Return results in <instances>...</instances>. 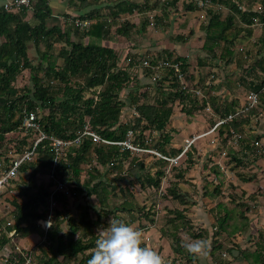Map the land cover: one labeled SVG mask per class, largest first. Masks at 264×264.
<instances>
[{"label": "trees", "instance_id": "1", "mask_svg": "<svg viewBox=\"0 0 264 264\" xmlns=\"http://www.w3.org/2000/svg\"><path fill=\"white\" fill-rule=\"evenodd\" d=\"M179 1L110 0L109 12L105 13L90 0H69L68 5L79 14L64 13L65 25L62 26L50 22L54 16L52 0H33V22L29 20L26 8L16 12L6 11L0 0V37H3L0 42V159L5 156L9 161L11 149L21 152L35 140L34 132L23 133L21 130L27 110L37 111L41 128L49 136L75 138L89 123L101 136L113 141L125 140L132 131L135 144L173 158L184 150L177 148L173 142L174 134L179 131L173 125L176 100L182 104V112L189 122L199 110L210 107L215 113L211 116V125L243 106L240 98L228 100L214 93L211 86H206L202 76L197 80L191 70L189 56L176 49H163L157 54H153L152 50L142 54L128 52L124 56L122 49L104 43L115 34L127 38L131 36L135 22L129 15L135 11L144 15L141 30H145L153 23L150 15L146 14L148 11L155 12L152 16L156 17L158 24L169 16L168 7L175 6ZM262 3L264 6V0ZM219 4L229 8L224 18L217 6ZM181 6L184 10L197 9L192 1L183 0ZM77 18L89 20L90 26L79 28L75 25ZM256 20L264 22V9L249 12L237 0H212L211 6L206 9L202 25L205 40L197 58L200 69L204 66L220 68V76L225 74L223 77L227 79L229 89L234 87V83L236 87H244L247 94L257 92L261 101L258 107L244 111L216 128L220 145L214 155H220L224 149L225 167L214 158H211V165L203 166L204 170L208 169L214 175L213 179L207 178L204 182V195L215 193L221 197L215 207L218 210L216 227L228 237L247 229L249 219L247 209H243L247 204L243 195L233 192L229 200L224 199V169L231 164V168L250 164V153L259 154L262 149L251 139L250 132L261 106L264 108V39L261 48H245L244 53L236 48L239 35L243 31L251 32L243 23L252 25ZM193 35L194 30H191L188 34L177 35L176 39L188 42ZM55 42L61 43L58 52L52 51ZM30 43L36 46L37 62L29 55ZM42 43L45 50L40 49ZM253 56L256 58L254 64L246 65V57ZM146 59L152 64L160 59L179 63L184 74L183 81L170 68L156 71L145 67L143 61ZM25 69L30 70L31 83L21 87L16 82ZM156 73L159 77L153 79ZM141 76L149 77L155 85L157 95L152 101L148 85L144 87L141 83ZM198 89L207 91V97L200 98ZM125 108H132L133 118L124 120ZM13 134L17 136L13 137ZM15 139L18 141L13 147ZM194 151L191 145L177 163H173L149 152H134L119 144L97 143L86 136L80 144L65 148L55 169V176L67 184L68 192L56 191L52 194L56 182L49 175L54 150L49 140L42 141L38 146L37 159L22 164L18 176L12 179L17 189V195L12 200L15 208L7 215L0 214V252L11 246L9 262L16 259L18 264H24L31 256V249L25 247L19 251L12 240L38 233L44 240L40 247L42 264H151L150 252L139 235H131L123 250L120 247L123 235L133 232L131 225L137 218L133 215V202L125 201L118 208H110V199L118 192H131L130 187L135 182L143 188L148 184L159 192L162 179L168 175L170 167L177 172L163 196L174 198L181 206L170 210L176 215L166 219L165 223L172 227L166 229L163 225L161 230L171 240L174 252L185 255L186 260H193V254H188V245L181 243L179 231L185 224L189 227L194 225L189 210L197 201L180 186V181L186 179V173L195 163L191 165L190 162L186 168L181 166ZM149 155L154 156L152 164H148ZM129 159L130 166L125 169ZM41 174H48V178L38 181ZM244 177L243 180L251 179ZM91 197L105 209L106 216L112 215L114 230L111 233L96 231L90 212L94 209ZM70 199H73L72 205L68 204ZM50 201L65 205L50 212ZM142 209L149 225L157 222L159 217L155 216L152 208L147 211L145 207ZM118 211L129 213L131 218L124 219ZM102 216L98 219L101 220ZM40 220H49L50 227L45 230ZM147 227L143 225L142 228ZM12 230L17 235L15 238L9 236ZM205 233V230L198 229L190 236L192 239L202 238ZM259 249L249 248L244 253L255 254L261 261L264 255ZM184 261L174 258L172 264H184Z\"/></svg>", "mask_w": 264, "mask_h": 264}, {"label": "rangeland", "instance_id": "2", "mask_svg": "<svg viewBox=\"0 0 264 264\" xmlns=\"http://www.w3.org/2000/svg\"><path fill=\"white\" fill-rule=\"evenodd\" d=\"M68 1L69 0H52V2H54V3L60 2V4L64 3V5H65L64 8H62L61 6H59V7L54 6L55 10L57 9V7L58 8L61 7L62 9L60 10V12L61 11L64 12V10L66 8V11L71 12L73 14V16H78L79 12L77 10H75V8H69L68 7V4H67ZM180 1L181 2L180 3L178 2V4L176 3L175 6L170 5L168 7L169 13H167V14L169 16L167 18L163 19V21L158 22V24H160L159 26H158V24H156V19H155L156 17L150 16L151 21L153 23L150 26H148V28L144 31L141 30V23L144 20L143 19L144 15H142V14L140 15V14L136 13L134 15L129 16L135 22V27L133 28V31H132L133 33L131 32V39H132V42H134L136 48H143V46H145L147 44H150L149 46H152V44H154L153 46H156L157 42H158V44H159V42H162V44H160V45H163V47H165V48L159 49V52L162 51L163 49L172 50L171 48H175V47L178 48V46H176L177 44H180L179 46H183L184 42L178 41L176 39V37L179 34H186L189 31V29L187 28V23L183 22V19L185 18V15H187L189 13V10L182 9L181 4H182L183 0H180ZM255 1H260V0H253V2H255ZM90 2L94 3V6H96V7L99 6V8H101V11H103L105 13L109 12L108 4H109L110 0H90ZM54 3H52V4H54ZM250 5H252V4H250ZM179 7H180V9H179ZM66 11H65V13H66ZM196 11L198 14L196 16V18L198 20H202V18L200 17L201 11L199 9ZM228 12H229V9L224 8L222 11V17L224 18L228 14ZM63 14L64 13H61L60 16L63 17L64 16ZM28 17H29V20H31L33 22L32 10L29 11ZM204 20L205 19H203L202 21L204 22ZM120 21H122V20H120ZM50 22L53 23V22H57V21L51 20ZM59 22H60V24H62V26H64L65 25V18H61ZM161 22H162V25H161ZM114 28H115V26H114ZM114 28H113V30H114ZM113 36L115 37L116 40L119 39V37L116 34ZM121 38H123V37H121ZM2 40H3V37H0V42ZM53 46L54 47H53L52 51L58 52L60 47H61V43L55 42ZM40 49L41 50L46 49L44 43H42L40 45ZM178 49H180V47ZM146 51H147V48H143L142 53H144ZM176 51H177V49H176ZM29 55L34 62H37L38 53L36 50V46L33 43L29 44ZM185 55L189 56L190 67H191V70L195 73L196 79L199 80L200 77L202 76L206 86H211V84H213L214 80H215V82H216V80H219V77L222 80L224 79V78H222V76H220V68L214 69V68H211L209 66H204V67H202V69H200V67L197 64L198 53H197L196 49L186 48V54ZM246 59H247V64H249L250 66L256 60V58L254 56L253 57H246ZM223 75H225V74H223ZM140 80H141V83L143 84L144 87H146V85H148L147 86L148 92L150 94V100L152 101L153 98L157 95L156 88L152 82V79H150L147 76H141ZM30 81H31L30 80V70L25 69L18 76V80H17L16 84L18 86L22 87L25 85H29L31 83ZM194 84H195V82H194ZM198 90H200V94H198L200 98H203L206 96L207 91H203L201 89H198ZM237 90H238L237 91L238 95L242 99L246 97L247 90H245L244 87H237ZM174 107H175L174 108L175 109V115H174L173 125L179 130L178 131L179 133L176 132L174 134L173 142L175 143V146L177 148L181 147L183 149H186L187 148L186 147L187 146V142H186L187 138H192L195 135H202L201 140H199V138L197 139L199 141V145H197V143H198L197 140L192 144V147L194 148L195 151L193 152V155H191V158L188 159L186 162H184L183 165L181 166L183 168H186L185 166H188V164L190 162L192 163L191 165H194V163H195V165L191 166V168H189L188 172L186 173V175H185L186 179L180 181V183L184 186L183 188L188 190V188H191L190 185L193 184L192 180H194V175L198 177V176H200L199 174L201 173L202 180H206L207 176L210 175L209 170L208 169L204 170V168H203V166L205 164L211 165V163L213 162L210 158L211 155L209 152V148L207 146L204 147V145L208 141L204 140L203 138L207 137L206 135L209 133V129H211L214 125L212 124V126H211V124H210L211 117L206 115V113L208 112L207 107L204 108V110H203V108L201 110H199L196 113V115L191 118L192 119L191 122L188 121L187 115L182 112V109H181L182 104H180V102L178 100H176ZM133 116H134V112H133L132 108H125L124 120H129V119L133 118ZM193 121H197L196 124H191ZM183 132H184L185 136H183L181 134ZM12 136L16 137L17 134H13ZM210 136L211 135H208V140H209ZM17 141H18V139H15L12 141L13 147H15ZM210 142H211V140H210ZM258 146L260 148H264V143H261ZM250 154L254 155L253 153H250ZM213 158H214V160L218 161L217 158H219V153H218L217 158H216V156H214ZM153 160H154V156H152V155L147 156L148 164H152ZM250 164H247V165L243 166L242 168L241 167H235V168L229 167V171L232 170L233 174H235V173L238 174L239 172H244V173L245 172H251V170L255 167L249 166ZM7 165H9V162L6 161L5 156H2V158L0 159V174L5 171V168L7 167ZM129 166H130V159L125 164V169H127ZM154 170H155V168H153L151 170V172L153 173ZM234 170H236V171H234ZM176 172H177L176 170H174V171L171 170L170 167H169V169H167L168 175H166L162 179V183H161V187H160L159 192H157L155 188H153L152 186H149L148 184H145V188H143L138 182H135L130 187V189L132 190L131 192L129 191V192H126L125 194L118 192L116 195H113L110 199V208H116V207L118 208L125 201H131V203L133 202V205L135 208V210L133 211V215L137 216V218H136L135 222L131 225V228H132L133 232L135 230H137V231L141 230L138 233V235H139V237H141L142 240H145V243H146L147 248H148L150 255H151V264H157V262L161 261V259H160L161 256H160L159 251H161L164 254L165 253L168 254L166 249L163 250L164 245L162 243V240L159 241L158 239H156V237H159V235H160L161 239L164 237L163 235L161 236V233L159 232L163 225L166 226V229L172 227L171 224L165 223L166 219L168 217L175 216L176 214L174 212H171L170 210H174L177 208V206L180 205V203L177 200H175L174 198H172L170 196H168V197L163 196L165 193V188L171 183L170 181L174 179ZM27 176L28 175L26 174L25 177H27ZM47 178H48V174H46V175L41 174V175H39L38 181L45 180ZM11 182H12V187H10L8 189L5 188L3 190V193L0 194V214H2V215L9 214L15 208L12 200L17 195V189H15V182H13V180ZM225 183H226L225 184L226 188L224 190L225 192L223 193L225 200H227V199L229 200L230 195L233 192H235L237 195L238 194L241 195V192L237 191V189H236L237 187L234 184V182H231L229 179L226 178ZM201 184H204L203 181ZM188 194L191 198H194V196H196L194 199L197 201V204H217L221 200L220 199L221 197L219 199L216 197L215 199L212 198L209 200L208 199L205 200L203 187L201 190V187L199 189L197 184L195 187V192L194 193L188 192ZM73 199H70V203H68V204L72 205ZM91 202L94 203L93 204L94 209H91L90 212H91V216L94 220L96 231L99 233L104 232L106 234H108L109 232L111 233L114 230V225L112 223L114 219L112 218V215L106 216L103 212V210H105V209L103 207H101L100 204H98L97 200L94 197H91ZM50 204H51L50 212H54L57 208H63V206L65 205L63 203H58L55 201H50ZM142 207H145L146 211L149 208H152V210H154L156 212L155 216L159 217L157 222L150 224V225H152L151 227L154 230V232L151 231L152 229L144 230L145 228H142L143 225L149 226V223H148L149 221L146 219V214L144 213V210L142 209ZM118 213L122 214L124 219L128 220L129 218H131V215L129 213H121L119 211H118ZM101 214H103V216H102V219L99 220L98 218L100 217ZM49 215H51V214H49ZM138 219H140V220H138ZM43 223H45V225H47L46 222H43ZM199 228H201L200 225H192V227H189L185 224L182 227V229H180V231H179L180 236H181V243L188 245V246H191L190 244H193L194 247H198L197 245H195V242L192 241L193 239L190 236V233L198 230ZM144 231H145V234H143ZM151 232H153V233H151ZM140 233L142 236H140ZM33 234H34V236H33V238L31 237L32 239L30 237L27 239H22V238L17 237L15 240H12V241L15 243V245H17L18 250H19V248L24 249L25 247H27L28 249H31V252H32L31 253V260L32 261L30 262V264H42V260H40L41 255H42V251H41L40 247L42 244H44V242H43L44 240L38 233H33ZM9 236L11 237L10 234H9ZM14 236L16 237L17 235L14 234L12 237L15 238ZM26 237H23V238H26ZM1 264H3V261Z\"/></svg>", "mask_w": 264, "mask_h": 264}, {"label": "crops", "instance_id": "3", "mask_svg": "<svg viewBox=\"0 0 264 264\" xmlns=\"http://www.w3.org/2000/svg\"><path fill=\"white\" fill-rule=\"evenodd\" d=\"M131 1L132 2L133 1L142 2V0H131ZM237 1L241 3L242 8L244 10L249 11V12H256V11H261L262 9H264L263 3H262L263 0L255 1V2H253V0H237ZM180 2L181 1H179V3ZM52 3L54 2H51V5L53 7V15H54L52 20H55L57 21V23H60L59 22L60 19L65 18L64 16L63 17L60 16L61 13H65L66 11V8H65L64 12L63 11L60 12V10L65 7V5L64 3L60 4V2H55L54 4ZM54 6H58V7L61 6L62 8L57 7V9L55 10ZM217 6L221 11H223L224 8H228L220 4ZM68 7L74 8V7H70L69 5ZM196 10H192V11L189 10V13L185 15V18L183 19V22L187 23V28L189 29L187 33H189L191 30H194L193 37L188 42H184L183 46H179L180 44H177L176 46H178V48L180 47V49L176 47L171 48V49L172 50L177 49V51L185 55L186 48H194L197 50V53H198L197 58H198V56L201 55L200 48H202L204 40H205V32L202 30V25H203L202 20L203 19L198 20L196 18V16L198 15ZM67 12L68 11H66V13ZM135 12L139 14L138 11H135ZM136 13L130 14L129 16L134 15ZM158 13H161V12L159 11ZM146 14L152 16L155 14V12L148 11ZM243 25L247 26V28H249L251 32L248 33L246 31H243L239 35L237 39L236 48H240V52L243 51V53L245 52V48H261L262 47L261 41L262 39H264V22L256 20L252 25H246L244 23ZM118 37L119 39L116 40L115 37L112 36L110 39H107L104 43L107 45L113 46L118 50L122 49L124 51V56L128 52H140L142 54L143 48H147V50H152L153 54H157L159 52V49L165 48L163 47V45H160L162 44V42H159V44L157 42L156 46H153L154 44H152V46H149L150 44H147L143 46V48H136L134 42H132L131 36L127 38V37L119 35ZM246 65H249V64H246ZM222 78H224L223 74H222ZM227 82L228 81L226 78L222 80L219 77V80H216V82L214 80L213 84H211L212 91L214 93L224 96L225 98H228V100H232L234 98H240L241 105L244 104L246 101V97L242 99L238 95V92H237L238 90L235 84L232 85L234 86L232 89H229L227 87ZM207 109H208L207 110L208 112L206 113V115L210 117L212 115L213 116L215 115V113L210 107H207ZM260 111L261 112L257 116V118H254L253 120L252 130L250 132L251 139L255 141V143L258 142L257 145L264 143V108L262 106L260 108ZM196 122L197 121H193L191 124H196ZM210 124H211V120H210ZM209 130L210 132L206 135L207 137L203 138L204 140L208 141V142L206 141L207 143L204 145V147L207 146L209 148V152L211 155L210 158H213L215 156L214 155L215 152L217 151L216 149L220 145V142H218L217 137H216L217 129L213 131H211V129ZM181 134L185 136L184 132ZM208 135H211L209 137V140H208ZM201 139L202 138L200 137L199 140ZM197 145H199V141ZM224 154H225V151L223 149V151L219 155V158H217L216 156L218 162H220L223 165V167H225V163L223 161ZM249 159L251 160V164L249 166L255 167L251 170V172H245L246 174H242V173L239 174L240 172L238 174L237 173L233 174L232 170L229 171V167L232 166V164L229 166H226V168L224 169L225 178L229 179L231 182H234V184L237 186L236 188L237 191H240L241 195H243V201L247 203L245 204V206H243V209H247L246 215L248 216V219H249V225L247 229L237 232L234 236L228 237L225 232L220 231L216 227V223H217L216 213H218V210L215 207L217 204H195L189 210V216L191 217L192 223L194 225L201 226V228H199V231L203 229L205 230L206 233L202 238H196L192 240L195 242V245H197L198 247H194L193 244H190L192 247L188 246V250H187L188 254L189 255L190 253L193 254L194 259L186 260L185 255H181L180 253L174 252L172 248L171 240L167 236L163 235V232L160 229L159 232L161 233V236L163 235L164 237L161 239L159 235V237H156V239H158L159 241L162 240V243L164 245L163 250L166 249L168 254L166 253L164 254L161 251H159L160 256H161L160 258L161 261L157 262V264H172V261L174 258H177L179 262L181 261L183 262L185 260L184 262L186 264H264V258L263 260L258 261L257 256L255 254L253 255V254L248 253L249 255L248 256L244 253L249 248H251L252 250H256L257 248L258 249L260 248L259 250H262L261 251L262 255H264V236H263L264 234H262L264 231V148H262L259 151V154H254V155L250 154L248 157V160ZM199 175L200 176L198 177L194 175V180H192L193 186L190 185L191 188H188V190L183 188L184 186L180 184L182 189L185 191H188L189 193H194L195 187L197 184L198 188L200 189L201 187V190H202L203 184L201 183L202 181L204 183L206 180H202L201 173ZM241 175L243 178H245L244 176H247V177H251V179L243 180ZM207 178L213 179L214 175L210 173V175H208ZM195 197L196 196H194V198ZM216 197L218 199L220 198L215 193H211L210 195L205 196V200L206 199L209 200L212 198L215 199ZM151 226L152 225H149L144 230L152 229ZM140 231L141 230H138V231L135 230L133 232V235L138 236V233ZM151 231L154 232L153 229ZM143 234H145V231L143 232ZM33 236L34 234H29L26 238H22V239H27L29 237L33 238ZM140 236H142L141 233H140ZM10 249L11 247L10 248L5 247L3 248V251L0 252V264L2 263V261L4 264L5 256L11 253Z\"/></svg>", "mask_w": 264, "mask_h": 264}, {"label": "built area", "instance_id": "4", "mask_svg": "<svg viewBox=\"0 0 264 264\" xmlns=\"http://www.w3.org/2000/svg\"><path fill=\"white\" fill-rule=\"evenodd\" d=\"M186 1H192L195 2L197 5V9L201 11L200 17L202 19L206 18V9L211 6L212 0H186ZM1 6L4 10L6 11H20L26 8L27 11H30L34 7V2L33 0H1ZM75 25L78 26L79 28L85 29L90 26V21L87 19H81L77 18L75 20ZM143 64L145 67H149L151 69H154L156 71L163 70L166 68H170L174 71L175 75L179 79L183 81L184 79V74L181 70V65L177 62H173L171 60L167 59H160L156 64H152L149 60H144ZM159 77V73H156L153 76V79H156ZM197 94H200V90H197ZM261 104L259 94L255 91H251L246 95V101L243 106L238 107L234 113H230L226 118H219L217 122L214 124V126L211 128V131L215 130L220 124L229 121L233 119L235 116L238 114L247 111L251 108L258 107ZM21 130L23 133L26 132H34L36 136L34 137L33 143L29 144L26 148H24L21 152H17L15 148L11 149L8 153L9 156V165L5 168V171L0 174V194L3 193V190L5 188H10L12 187V179L16 178L18 176L20 167L22 164L25 162L29 161H35L37 159V152H38V146L39 144L44 141V140H49V144L52 146L54 150V162H53V167L50 172L49 178H53V180L56 182L55 188L52 192L54 194L56 191H66L68 192L67 189V184L57 178L55 176V169L58 164L59 158L61 157L63 151L65 148L69 145L72 144H80L83 137L90 136L92 137L93 141L97 143H102V144H119L123 147H126L128 149H131L134 152H149L151 154H155L159 157H162L164 159H167L168 161H171L173 163H177L178 159L181 157V155L184 153L186 149H188L198 138H200L202 135H195L192 138H187V148L183 150V152L178 155L177 157H168L163 154H161L159 151L154 150V149H148L141 147L139 144L134 143V134L132 131L128 133V136L125 140L123 141H113L104 138L101 136L97 131H95L90 124H86L84 129L75 137V138H60L56 136H49L46 132H44L41 128V124L38 118V114L36 110H27L25 111L24 119L22 122ZM210 132V130H209ZM258 144V142H256ZM11 182V183H10ZM42 227H44L45 230H47L51 222L49 220H40L39 221ZM46 222L47 225H45ZM11 237L15 234V230H12L9 232ZM133 235V232H127L123 235V242L120 244L122 250L124 248L125 243L127 240ZM17 246V245H16ZM18 249V247H16ZM21 249L19 248V251ZM9 255L5 256L4 258V264L10 263L9 262ZM31 256H28L26 258V261L24 264H30L31 262ZM10 264H18L17 260L15 259L13 262Z\"/></svg>", "mask_w": 264, "mask_h": 264}]
</instances>
